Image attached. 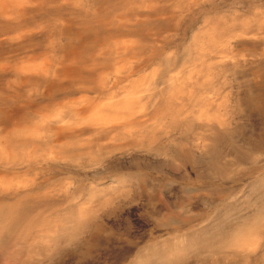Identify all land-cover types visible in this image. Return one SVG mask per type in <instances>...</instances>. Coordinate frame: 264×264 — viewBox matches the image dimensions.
Listing matches in <instances>:
<instances>
[{"label": "clouds", "instance_id": "obj_1", "mask_svg": "<svg viewBox=\"0 0 264 264\" xmlns=\"http://www.w3.org/2000/svg\"><path fill=\"white\" fill-rule=\"evenodd\" d=\"M0 264H264V0H0Z\"/></svg>", "mask_w": 264, "mask_h": 264}]
</instances>
